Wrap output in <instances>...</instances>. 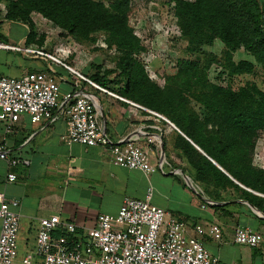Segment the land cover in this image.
<instances>
[{
	"label": "crops",
	"instance_id": "0c3cea01",
	"mask_svg": "<svg viewBox=\"0 0 264 264\" xmlns=\"http://www.w3.org/2000/svg\"><path fill=\"white\" fill-rule=\"evenodd\" d=\"M259 1L264 3V0ZM27 32L24 23L0 17V41L41 49L36 43H27ZM235 54L237 61L254 60L242 49L233 53V59ZM70 66L89 79L88 73ZM42 69L54 72L59 83L60 98L53 117L33 121L22 114L11 124L0 120V145L10 157L19 160L18 164L9 167L0 159V190L6 198L19 201L12 207L19 214L16 261L33 250L39 218L59 217L72 223L79 238L84 239L94 227L97 214H115L125 196L142 198L150 188V202L183 223L205 226L213 222L221 227V240L204 236L205 247L220 261L264 264V241L256 247L233 241L237 226L264 232V214L240 197L230 181L221 178L224 187L215 186L211 180L213 172L210 177L208 174L204 178L197 175L182 148L184 141L242 189L255 195L264 194L236 180L162 113L164 118L151 112L156 110L126 98L110 87L104 88L124 99L104 92L44 55L0 49V75L20 77L26 72ZM67 92L90 95L103 133L113 142L132 139L145 147L148 162L157 168L156 171L145 173L121 166L112 161L104 146L63 141L66 121L62 97ZM256 155L255 166L264 170V153ZM10 170L16 173V179L11 182L6 180ZM56 233L60 234L54 231Z\"/></svg>",
	"mask_w": 264,
	"mask_h": 264
},
{
	"label": "trees",
	"instance_id": "16d2710c",
	"mask_svg": "<svg viewBox=\"0 0 264 264\" xmlns=\"http://www.w3.org/2000/svg\"><path fill=\"white\" fill-rule=\"evenodd\" d=\"M170 1L187 44L185 52L191 54L194 49L211 45L214 39L223 43V57L216 62L219 75L229 79L228 85L211 83L207 75L210 63L190 58L176 60L177 71L169 77L170 83L161 87L152 81L140 59L144 46L129 24L131 0H108L107 4L100 0H9L5 18L27 24L30 31L27 43L39 46L43 37H36L33 31L30 18L33 11L78 41L94 40L98 32L105 34L108 44L118 49L120 71L109 78L113 69L101 72L96 64L97 69L88 78L162 113L236 180L264 194V170L252 162L255 142L260 133L264 134V89L254 80L236 88L231 84L235 76L253 75L257 70L264 79V3L259 0H168L169 4ZM238 49L254 60L235 61L233 53ZM183 87L189 92L188 97ZM191 98L202 105L203 119L194 111L185 112ZM182 148L197 175L210 177L213 172L211 180L215 186L224 187L221 178L230 181L240 197L264 214V196L233 183L188 141H184ZM70 239L73 244L81 241L76 235Z\"/></svg>",
	"mask_w": 264,
	"mask_h": 264
},
{
	"label": "built area",
	"instance_id": "2783aa9c",
	"mask_svg": "<svg viewBox=\"0 0 264 264\" xmlns=\"http://www.w3.org/2000/svg\"><path fill=\"white\" fill-rule=\"evenodd\" d=\"M0 49L22 50L49 57L94 87L124 99L44 50L2 41ZM59 98V83L50 70H33L20 77L0 75V120L5 124L17 121L22 114L33 121L48 120L53 117ZM62 100L66 121V132L61 137L63 141L104 146L108 148L112 161L121 166L145 173L156 171L157 168L148 162L145 147L132 139L113 142L103 133L90 95L67 92ZM151 112L164 118L158 112ZM0 159L9 167L19 162L10 157L1 145ZM15 179L16 173L10 170L6 180L11 182ZM150 198V188L142 198L125 196L115 214H97L87 238H79L81 241L74 244L70 239L71 235L78 236L74 224L59 217H41L33 250L16 261L19 214L12 207L19 201L6 198L0 190V264H239L222 262L205 247L206 235L222 239L218 224L183 223L164 208L152 204ZM54 231L60 234L55 235ZM233 241L256 247L264 241V232L249 226H237Z\"/></svg>",
	"mask_w": 264,
	"mask_h": 264
},
{
	"label": "rangeland",
	"instance_id": "374dc122",
	"mask_svg": "<svg viewBox=\"0 0 264 264\" xmlns=\"http://www.w3.org/2000/svg\"><path fill=\"white\" fill-rule=\"evenodd\" d=\"M8 1L0 0L2 2L0 3V17L4 16L5 18ZM100 1L105 4L108 3V0ZM172 5L173 2L170 1L169 4L168 0H131L129 24L133 28L134 35L144 46L140 59L149 78L158 86L163 87L170 83L169 77L177 71L176 60L178 58H190L192 60H205L210 63L207 75L211 83L221 86L228 85L229 79L219 75V66L216 62L223 57V43L214 39L211 45H203L199 50L194 49L191 54L185 52L187 44L182 39L180 28L172 12ZM30 18L34 24L33 31H35L36 37L41 35L43 37L42 44L40 46L36 44L42 50L54 52L60 60L89 75L97 69L96 64L100 66L98 70L101 72L113 69V72L108 76L109 78L120 71L117 63L118 49L115 45L108 44L105 34L98 32L94 34V40L78 41L37 12H31ZM25 25L28 29L27 33H29V27L27 24ZM234 60L237 61L236 54ZM249 80H254L260 88L264 89V79L259 70L253 75L235 76L231 80V84L233 88H236ZM110 85L115 86V83H110ZM185 94L187 97L189 96L187 90H185ZM190 102L191 104L188 102L190 106L186 107L185 112L193 113L194 111L199 118L203 119L202 105L193 98ZM187 115L190 117V113ZM252 152V162L256 165L258 162V160H254L257 157L256 154L264 153L263 133H260L257 138Z\"/></svg>",
	"mask_w": 264,
	"mask_h": 264
},
{
	"label": "water",
	"instance_id": "95a60500",
	"mask_svg": "<svg viewBox=\"0 0 264 264\" xmlns=\"http://www.w3.org/2000/svg\"><path fill=\"white\" fill-rule=\"evenodd\" d=\"M264 17V16H263Z\"/></svg>",
	"mask_w": 264,
	"mask_h": 264
}]
</instances>
